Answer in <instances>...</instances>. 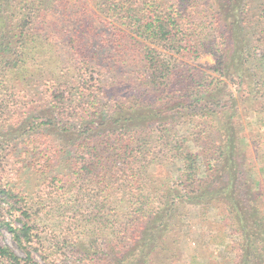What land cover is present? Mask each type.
<instances>
[{
	"label": "trees",
	"instance_id": "obj_1",
	"mask_svg": "<svg viewBox=\"0 0 264 264\" xmlns=\"http://www.w3.org/2000/svg\"><path fill=\"white\" fill-rule=\"evenodd\" d=\"M202 1L0 0V236L22 252L0 241V264H177L187 208L242 214L264 0ZM249 222L239 263L264 264Z\"/></svg>",
	"mask_w": 264,
	"mask_h": 264
},
{
	"label": "rangeland",
	"instance_id": "obj_2",
	"mask_svg": "<svg viewBox=\"0 0 264 264\" xmlns=\"http://www.w3.org/2000/svg\"><path fill=\"white\" fill-rule=\"evenodd\" d=\"M202 2L205 3L203 9L213 2V16L220 0H203ZM206 17L208 18L205 19L211 21L209 15ZM220 35L221 40L227 43L225 59L230 61L235 54V38L232 28L221 29L217 37ZM194 64L207 67L212 66L214 60L211 56H205ZM223 80L231 88L232 93L237 94V97L238 91L234 89H238V86L225 78ZM262 102L260 112L247 115H244L242 111L240 113L243 150L236 157L238 165L236 178L239 185L236 199L240 202L242 214L240 215L232 206L226 207L221 201H216L213 207L197 205L187 208L188 217L182 241V259L177 264H240L244 241V234L240 230L243 219L250 220V233L253 236L261 233L264 238V101ZM0 241L22 253L8 232L0 236ZM260 247H264V243Z\"/></svg>",
	"mask_w": 264,
	"mask_h": 264
}]
</instances>
